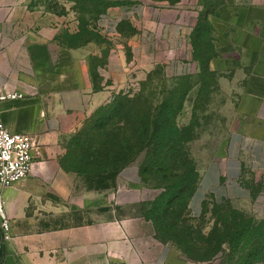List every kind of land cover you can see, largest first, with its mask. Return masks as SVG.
<instances>
[{"label":"crops","instance_id":"crops-1","mask_svg":"<svg viewBox=\"0 0 264 264\" xmlns=\"http://www.w3.org/2000/svg\"><path fill=\"white\" fill-rule=\"evenodd\" d=\"M31 3L0 0V93L22 95L0 100V116L10 131L36 141L30 174L12 186L0 182L11 221L4 264H188L152 222L116 215L120 192L141 185L139 168L120 172L108 200L80 190V173L64 159L65 139L157 66L176 77L201 72L195 37L203 18L211 26L209 68L236 85L239 126L199 169L189 210L200 217L208 201L231 203L264 219V0H223L214 12L203 1L113 5L96 22L108 44L79 47L58 46L37 28ZM92 56L102 61L94 69L100 88Z\"/></svg>","mask_w":264,"mask_h":264},{"label":"rangeland","instance_id":"rangeland-1","mask_svg":"<svg viewBox=\"0 0 264 264\" xmlns=\"http://www.w3.org/2000/svg\"><path fill=\"white\" fill-rule=\"evenodd\" d=\"M153 1L165 5H190L203 1L208 12H214L223 2ZM132 2L134 0H33L30 6L41 17L37 28L48 38L52 36L55 44L79 47L88 42L108 44L109 39L98 30V16L110 6ZM207 22L203 18L201 24L204 26ZM202 30L195 37L196 56L206 58L213 53L211 31ZM101 62L98 57L90 58L91 75L97 88L100 84L94 69ZM228 78L231 80V76L225 77L208 69L176 77L157 66L133 88L101 103L83 119L81 127L65 139L67 154L64 159H71V166L78 169L81 175L79 189L102 193L108 200L113 188L118 186V176L114 175L112 168L124 160H131L127 166L139 168L141 185L135 190L120 192L116 215L152 222L147 213L154 199L172 187L173 180L187 165L195 169V176L198 175L199 169L221 152L229 134L239 126L236 85L229 83ZM129 95L139 101L130 112L121 114L119 108ZM119 112L120 117H115ZM128 116L137 125L141 122L148 124V140L144 146L131 147L125 152L119 148L118 141L131 134L127 129L130 127L126 123ZM113 122L117 125L115 129ZM168 161L172 172L167 176L161 167ZM172 175L174 178H170ZM184 219L179 226L193 236L197 246L204 245L197 240L203 236L225 238L222 251L200 259L186 255L177 242L170 239L174 255L185 258L188 264H229L235 248L238 251L248 243L264 248V219L231 203L208 201L200 217L184 214Z\"/></svg>","mask_w":264,"mask_h":264},{"label":"trees","instance_id":"trees-1","mask_svg":"<svg viewBox=\"0 0 264 264\" xmlns=\"http://www.w3.org/2000/svg\"><path fill=\"white\" fill-rule=\"evenodd\" d=\"M202 24L197 30L198 36L203 31L202 29H211L209 22L205 23L204 26ZM212 56L213 53L206 58L198 56L201 58L203 63L202 71L205 69L210 70L209 60ZM136 101H139V98H132V96L129 95L119 108L121 114L123 112H130L132 108L137 105ZM120 112L116 114L115 117H120ZM165 118L166 116H164V119ZM114 123L115 122L112 123V127L115 129L117 125ZM126 123L130 126H127V129L131 132V134L118 141L119 148L126 152V150H129L131 147L138 148L147 144L148 124L141 122V125H137L129 116L127 117ZM130 161L124 160L121 163H118V165H115L112 168L114 175L118 176L120 172L127 167ZM161 168L165 169V175L167 176L169 175V172H172V165L170 161L165 162ZM75 170L78 171V169ZM194 172L195 169L191 167V165H187L183 168L178 178L173 180L172 187H169L164 193L158 195V197L154 199L151 203V208L148 210L147 216L155 226L156 234L159 238L165 241H169L170 239L176 241L186 255H189L192 258L200 259L205 258L207 255H215L219 251H222V243L225 238L217 235L210 238L203 236L202 238L197 239L199 242L204 243V245L200 247L195 243L193 236L179 226L185 221L184 214L186 216L192 215L189 210V201L197 189L199 179V174L195 176ZM170 178H174L173 175ZM4 238L5 236L0 229V264H4L5 259ZM238 244H240V242ZM239 247L240 245L237 246V248ZM260 262H264V248H260L257 245L251 246L248 243L239 248L238 251L235 248L229 264H256Z\"/></svg>","mask_w":264,"mask_h":264},{"label":"built area","instance_id":"built-area-1","mask_svg":"<svg viewBox=\"0 0 264 264\" xmlns=\"http://www.w3.org/2000/svg\"><path fill=\"white\" fill-rule=\"evenodd\" d=\"M21 96L18 93H0V100L17 99ZM35 145V138L31 134L10 131L0 116V182L3 186L15 185L30 174ZM3 203L0 192V229L7 237L11 221L5 215Z\"/></svg>","mask_w":264,"mask_h":264}]
</instances>
